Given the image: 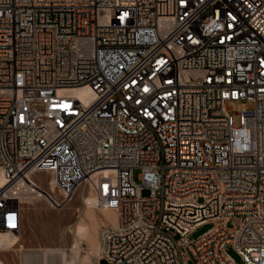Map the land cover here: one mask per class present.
Segmentation results:
<instances>
[{"label":"built area","instance_id":"2783aa9c","mask_svg":"<svg viewBox=\"0 0 264 264\" xmlns=\"http://www.w3.org/2000/svg\"><path fill=\"white\" fill-rule=\"evenodd\" d=\"M80 192L98 264H264V0H0V232Z\"/></svg>","mask_w":264,"mask_h":264},{"label":"rangeland","instance_id":"374dc122","mask_svg":"<svg viewBox=\"0 0 264 264\" xmlns=\"http://www.w3.org/2000/svg\"><path fill=\"white\" fill-rule=\"evenodd\" d=\"M249 107H252V103L246 100L228 104L231 111H245ZM140 173L141 171L138 170L134 173L135 181L138 183H141ZM46 189L52 193V188L47 186ZM149 194V190L144 189L143 196L147 197ZM87 197L88 195L80 192L62 208L52 207L44 199L28 201L25 206L23 225L19 233L0 232V264H22L20 250L53 248L70 252L75 247L77 240L75 228L85 215L84 204ZM109 226H104L99 230L101 245L102 233ZM229 227H233L232 224ZM212 228V224H204L198 227L190 236V240L198 239ZM80 247L82 255L92 251L87 240H81ZM101 251L99 257L93 258L90 264H98ZM228 254L237 264H244L241 256L232 247H228ZM189 264H196V262L192 260Z\"/></svg>","mask_w":264,"mask_h":264},{"label":"bare ground","instance_id":"6f19581e","mask_svg":"<svg viewBox=\"0 0 264 264\" xmlns=\"http://www.w3.org/2000/svg\"><path fill=\"white\" fill-rule=\"evenodd\" d=\"M84 90L75 92L77 95L84 94ZM41 179V178H39ZM54 191V183L49 185ZM48 192L51 193L48 189ZM77 196V195H76ZM75 196V197H76ZM74 197V198H75ZM72 198V199H74ZM71 199V200H72ZM46 200V199H45ZM47 201V200H46ZM49 203V202H48ZM50 204V203H49ZM85 215L75 228V247L70 251L64 249L47 248L42 250H20L22 264H90L93 258L99 257L102 245L99 238V230L104 226H116L118 217L112 209H102L98 206L94 195H88L85 199ZM14 233V232H12ZM19 233V232H18ZM81 240H87L91 252L82 255L80 252Z\"/></svg>","mask_w":264,"mask_h":264}]
</instances>
